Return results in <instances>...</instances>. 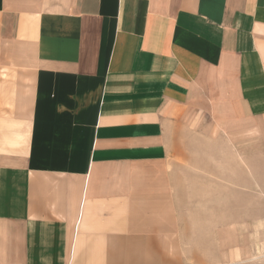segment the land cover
I'll return each mask as SVG.
<instances>
[{"label": "crops", "instance_id": "1", "mask_svg": "<svg viewBox=\"0 0 264 264\" xmlns=\"http://www.w3.org/2000/svg\"><path fill=\"white\" fill-rule=\"evenodd\" d=\"M263 145L264 0H0V264H201Z\"/></svg>", "mask_w": 264, "mask_h": 264}, {"label": "rangeland", "instance_id": "2", "mask_svg": "<svg viewBox=\"0 0 264 264\" xmlns=\"http://www.w3.org/2000/svg\"><path fill=\"white\" fill-rule=\"evenodd\" d=\"M262 150V154L255 155L254 147H248L247 159H244L245 155H240L239 165L237 154H232L231 209L245 202L247 211L254 214L240 224H231V227L237 226L236 233H206L202 232L206 228H197L194 243H198L199 248L188 253L192 252L201 264H216L219 260H224L225 264H263L264 145ZM227 255H230L229 260Z\"/></svg>", "mask_w": 264, "mask_h": 264}, {"label": "built area", "instance_id": "3", "mask_svg": "<svg viewBox=\"0 0 264 264\" xmlns=\"http://www.w3.org/2000/svg\"><path fill=\"white\" fill-rule=\"evenodd\" d=\"M263 259H264V257H263ZM263 264H264V260H263Z\"/></svg>", "mask_w": 264, "mask_h": 264}]
</instances>
